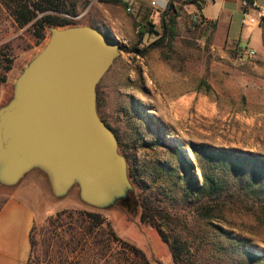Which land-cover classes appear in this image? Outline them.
<instances>
[{
  "label": "rangeland",
  "instance_id": "rangeland-1",
  "mask_svg": "<svg viewBox=\"0 0 264 264\" xmlns=\"http://www.w3.org/2000/svg\"><path fill=\"white\" fill-rule=\"evenodd\" d=\"M166 1L156 6L152 0H132L129 12L125 0H99L92 6L90 0H69L76 26L114 29L127 48L98 85V112L118 139L128 175L132 169L151 176H140L138 185L129 176L136 196L151 194L166 207L178 210L192 233L206 237V250L198 254L192 250L196 253L194 264H264V260L253 262L250 257V253L264 257V229H258L242 210L234 206L227 214V223L203 221L194 210L185 209L181 195L171 191V182L155 179L153 169L162 161L181 171L179 154L197 166L201 148L264 156V21L244 32L238 10L229 21L233 27L230 39L242 48L257 51L256 57L246 62L239 59L236 43L193 21L196 11L186 0H174L177 34L171 43L166 40V44L153 46L156 35L140 40L135 22L149 16L158 24ZM30 26L19 28L0 2V108L13 98L17 79L50 39L51 27L47 28L46 39L37 44ZM248 30L249 39L244 38ZM194 172L200 176L197 167ZM14 189L0 185V201ZM30 190L40 202L35 255L43 264L56 262L53 249L45 258L47 222L63 209L98 210L120 238L141 248L152 262L173 264L169 246L159 231L142 224L139 215L129 217L123 206L116 204L105 210L88 206L81 201L77 186L64 198L39 187ZM216 227L223 229L224 236ZM163 232L171 236L169 231ZM80 259L82 264L87 263L85 257Z\"/></svg>",
  "mask_w": 264,
  "mask_h": 264
},
{
  "label": "water",
  "instance_id": "water-1",
  "mask_svg": "<svg viewBox=\"0 0 264 264\" xmlns=\"http://www.w3.org/2000/svg\"><path fill=\"white\" fill-rule=\"evenodd\" d=\"M44 49L16 81L0 108V185L45 175L53 196L77 186L99 210L133 193L128 163L113 129L98 112V85L123 52L109 30L51 27Z\"/></svg>",
  "mask_w": 264,
  "mask_h": 264
},
{
  "label": "trees",
  "instance_id": "trees-1",
  "mask_svg": "<svg viewBox=\"0 0 264 264\" xmlns=\"http://www.w3.org/2000/svg\"><path fill=\"white\" fill-rule=\"evenodd\" d=\"M0 2L9 10L19 28L31 24L30 33L37 44L46 39L47 28L77 25L72 19L75 14L74 6L69 4V0ZM185 3L195 5L200 12L204 0H186ZM197 15L203 19L202 24L211 27L212 32L216 31V22L206 21L200 13ZM177 16L174 0H169L160 14L158 24L147 16L135 22V30L140 40L146 35H156L158 39L153 46L166 44V40L171 43L177 34ZM123 50H127L124 45ZM134 52L143 54V51L137 49ZM199 150L203 154L197 157L200 161L197 166L184 154H179L182 158L181 171L158 161L157 165L160 166L153 168L156 171L155 179L161 183L171 182V191L181 195L185 209L194 210L203 221L226 222L227 214L235 206L242 210L258 229H264V156L216 148ZM127 159L132 163L131 157ZM195 167L197 171L200 170V176L195 174ZM129 176L137 185L140 176L151 177L132 169ZM135 200L138 202L133 205ZM117 205L123 206L129 217L139 215L142 224L159 231L162 240L169 246L173 264H194L196 253L192 250L195 249L198 254L207 248L206 237L192 233L178 210L166 207L149 193L143 192L136 196L133 192ZM47 224L45 258L55 250V264H82L80 257H85L86 264H155L141 248L120 238L108 218L98 210L63 209L51 216ZM164 229L169 231L171 236L164 234ZM216 230L224 236L222 228L216 227ZM35 236L36 225L31 232V255L28 264H43L44 262H40L39 257L35 255ZM250 257L253 262L264 260V257L251 253Z\"/></svg>",
  "mask_w": 264,
  "mask_h": 264
},
{
  "label": "crops",
  "instance_id": "crops-1",
  "mask_svg": "<svg viewBox=\"0 0 264 264\" xmlns=\"http://www.w3.org/2000/svg\"><path fill=\"white\" fill-rule=\"evenodd\" d=\"M155 0H152V2ZM160 4L167 2L159 0ZM243 0H204L203 9L199 12L195 5H192L196 11L200 13L206 21H214L217 24L216 34L224 36L229 43H236L230 39V34L233 32V27L229 22L236 10L242 15L241 23L243 32L245 28L254 29L255 12L250 10V20L247 24L244 23L245 12L242 7ZM257 4L264 5V1L255 0ZM263 2V4H261ZM224 17L225 21L221 22ZM111 34L120 42V36L114 29H108ZM248 32L242 34V37L249 39ZM239 42V41H238ZM241 46V44L236 43ZM263 46V44H262ZM256 50V49H255ZM39 187L47 189L51 192L49 182L45 175L40 171H32L15 186L13 193L7 194L0 201V264H28L31 255V232L37 221L39 212V201L33 194L30 188Z\"/></svg>",
  "mask_w": 264,
  "mask_h": 264
},
{
  "label": "built area",
  "instance_id": "built-area-1",
  "mask_svg": "<svg viewBox=\"0 0 264 264\" xmlns=\"http://www.w3.org/2000/svg\"><path fill=\"white\" fill-rule=\"evenodd\" d=\"M91 1V6L94 5L95 3L99 2V0H90ZM127 4L129 5L128 11L131 12L132 8V0H125ZM152 5H158L160 6V1L155 0L152 2ZM242 7L245 12V19L244 23L247 24V22L250 20L249 17V11L252 10L255 12V23L258 26L260 22L264 21V5H259L257 4L256 1L254 2H249L247 0L242 1ZM193 21L195 23H201L203 19L201 18L200 15L194 14L193 15ZM237 54L239 59L242 62H246L248 60H251L256 57L257 51L255 49H250V48H242L241 46L238 47Z\"/></svg>",
  "mask_w": 264,
  "mask_h": 264
}]
</instances>
